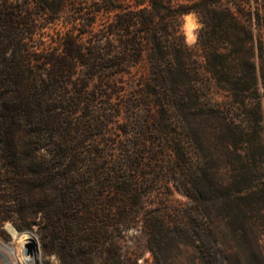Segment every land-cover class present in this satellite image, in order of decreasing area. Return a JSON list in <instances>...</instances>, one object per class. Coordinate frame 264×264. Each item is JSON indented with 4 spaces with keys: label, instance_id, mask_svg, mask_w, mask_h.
Wrapping results in <instances>:
<instances>
[{
    "label": "trees",
    "instance_id": "obj_1",
    "mask_svg": "<svg viewBox=\"0 0 264 264\" xmlns=\"http://www.w3.org/2000/svg\"><path fill=\"white\" fill-rule=\"evenodd\" d=\"M34 7L61 27L35 49L19 45L10 61L14 26L33 35L45 27L36 22ZM190 12L210 34L202 45L208 61H248L250 81L224 80L225 88L255 87L249 61H264V0H0V200L16 196L23 222L17 227L34 230L37 224L44 252L61 264H83L75 257L84 258L114 227L140 221L169 226L165 215L148 218L142 211L147 195L135 188L146 174L144 163H124L112 175L114 191L102 189L98 175L108 159L88 141L107 118L96 108L98 99L121 90L115 78L131 62L147 58L160 73L163 61L194 59L181 33ZM161 84L150 82L144 92L154 94ZM17 139L23 151L14 147ZM31 192L40 193L33 202ZM7 218L0 209L1 226Z\"/></svg>",
    "mask_w": 264,
    "mask_h": 264
},
{
    "label": "rangeland",
    "instance_id": "obj_2",
    "mask_svg": "<svg viewBox=\"0 0 264 264\" xmlns=\"http://www.w3.org/2000/svg\"><path fill=\"white\" fill-rule=\"evenodd\" d=\"M34 11L36 22L45 27L33 35L14 26L7 53L10 61L19 55V45L35 49L50 41L54 27H61L48 24L36 7ZM189 14L193 38L186 33ZM202 26L195 12L182 17L181 33L192 48V61L182 65L163 61L156 73L154 61L146 58L131 62L127 72L116 76L121 90L98 99L96 108L107 118L88 141L108 159L107 168L98 175L102 189L114 191L110 185L117 179L112 175L124 163H144L146 174L138 176V188L134 187L147 195L142 211L148 218L165 215L169 226L140 221L114 227L84 258L75 257L76 262L264 264V61H249L255 67V87L225 88V81H250L252 74L244 65L248 61H208L202 45L210 34ZM157 80L163 84L155 86L154 94L144 92L148 83ZM85 105L81 104L80 113ZM16 142L14 147L23 151L21 139ZM7 187L14 189L10 183ZM39 194L31 192L28 201ZM16 199L0 200V209L9 217L0 225V264H61L57 255L44 252L37 224L34 230L17 227L23 222ZM8 224L27 234L31 241L27 248L11 235Z\"/></svg>",
    "mask_w": 264,
    "mask_h": 264
},
{
    "label": "bare ground",
    "instance_id": "obj_3",
    "mask_svg": "<svg viewBox=\"0 0 264 264\" xmlns=\"http://www.w3.org/2000/svg\"><path fill=\"white\" fill-rule=\"evenodd\" d=\"M193 27H194V23H193V19H192V15L189 14L187 15V24H186V33H187V36L189 38H193L194 37V33H193ZM9 231H11V235H13V237H15L16 239H21L22 243L24 244V248H27L31 241H29L28 239L30 238H27V234L26 233H19L17 231H15V229L13 227H9ZM23 252H25V250H23ZM32 260V262L34 261V258H30ZM31 262V263H32Z\"/></svg>",
    "mask_w": 264,
    "mask_h": 264
},
{
    "label": "water",
    "instance_id": "obj_4",
    "mask_svg": "<svg viewBox=\"0 0 264 264\" xmlns=\"http://www.w3.org/2000/svg\"><path fill=\"white\" fill-rule=\"evenodd\" d=\"M10 226L13 227V228L15 229V231L18 232V230H17L14 226H12L11 224H8V225H7V229H8V230H9V227H10ZM10 233H11V231H10ZM11 234H12V233H11Z\"/></svg>",
    "mask_w": 264,
    "mask_h": 264
}]
</instances>
